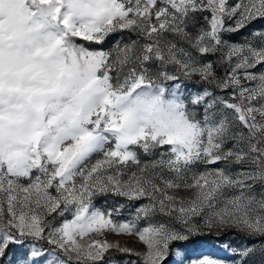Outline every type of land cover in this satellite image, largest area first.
<instances>
[{"label":"snow or ice","instance_id":"obj_1","mask_svg":"<svg viewBox=\"0 0 264 264\" xmlns=\"http://www.w3.org/2000/svg\"><path fill=\"white\" fill-rule=\"evenodd\" d=\"M0 264H264V0H0Z\"/></svg>","mask_w":264,"mask_h":264},{"label":"rangeland","instance_id":"obj_2","mask_svg":"<svg viewBox=\"0 0 264 264\" xmlns=\"http://www.w3.org/2000/svg\"><path fill=\"white\" fill-rule=\"evenodd\" d=\"M127 240V238H125ZM241 237L239 236H227V237H224V240H227L229 242H235V243H239L241 241ZM128 243H132L131 240H127ZM219 255H227L222 249L218 252ZM116 259H120V257H116Z\"/></svg>","mask_w":264,"mask_h":264},{"label":"trees","instance_id":"obj_3","mask_svg":"<svg viewBox=\"0 0 264 264\" xmlns=\"http://www.w3.org/2000/svg\"><path fill=\"white\" fill-rule=\"evenodd\" d=\"M113 255H114L115 257H119V255H118V254H115V253H114Z\"/></svg>","mask_w":264,"mask_h":264}]
</instances>
